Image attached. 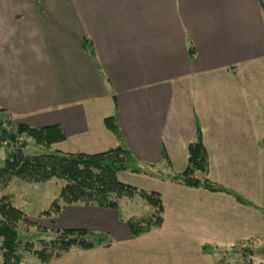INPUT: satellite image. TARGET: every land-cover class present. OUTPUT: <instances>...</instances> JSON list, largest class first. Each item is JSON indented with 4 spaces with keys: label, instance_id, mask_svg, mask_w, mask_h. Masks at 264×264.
Listing matches in <instances>:
<instances>
[{
    "label": "crops",
    "instance_id": "0c3cea01",
    "mask_svg": "<svg viewBox=\"0 0 264 264\" xmlns=\"http://www.w3.org/2000/svg\"><path fill=\"white\" fill-rule=\"evenodd\" d=\"M107 118L136 166H154V176L121 172L118 180L158 193L163 223L131 237L119 200L116 210L65 206L49 218L56 230L109 235L108 248L93 249L109 264H177L160 260L156 240L170 213L169 227L190 237L194 254L264 242L259 212L169 181L185 169L198 129L207 179L264 211V0H0V121L59 126L66 139L51 149L96 154L119 145ZM133 247L150 257L129 259Z\"/></svg>",
    "mask_w": 264,
    "mask_h": 264
},
{
    "label": "trees",
    "instance_id": "16d2710c",
    "mask_svg": "<svg viewBox=\"0 0 264 264\" xmlns=\"http://www.w3.org/2000/svg\"><path fill=\"white\" fill-rule=\"evenodd\" d=\"M81 47L92 57L94 51L87 39L81 40ZM105 127L115 136L119 145L113 149L96 154L63 153L51 149V146L63 142L65 134L59 126L31 128L25 125H13L10 120L0 121V149L5 151V159L0 164V257L1 264H21L22 254L20 235L17 225L27 222L24 213L12 206L6 195L1 192L13 178L23 182L38 184L52 179L62 180L58 197L53 200L47 210L40 215L46 218L57 216L65 206L81 204L95 206L101 209L116 210L118 201L140 197L153 209L146 219H129L126 226L130 236L137 238L153 229H158L163 223V205L161 197L156 192H147L118 180L121 172H130L154 176L153 165L145 169L136 166L135 158L123 144L121 134L114 118L104 120ZM31 140L41 154L26 156V149ZM264 147V141L262 142ZM188 158L185 169L169 178V181L187 188L203 189L211 193H222L232 197L238 204L259 212L264 220V211L241 195L210 182L207 175V152L202 144L201 134L197 129L195 141L188 146ZM168 167L169 160L164 156ZM200 173L203 178H197ZM63 206H61V204ZM52 221V220H51ZM53 222V221H52ZM32 226L34 224H31ZM55 239L41 250H34L31 242L23 245V250L35 257L39 263L48 264L59 259L71 248L86 251L102 245L108 248L105 234L91 233L83 229L56 230ZM49 247V248H48ZM202 253L210 255L211 248L203 246ZM264 256V249L259 251Z\"/></svg>",
    "mask_w": 264,
    "mask_h": 264
},
{
    "label": "rangeland",
    "instance_id": "374dc122",
    "mask_svg": "<svg viewBox=\"0 0 264 264\" xmlns=\"http://www.w3.org/2000/svg\"><path fill=\"white\" fill-rule=\"evenodd\" d=\"M31 142L32 141L29 140V144L26 149H24V155L32 156L41 154L42 150L34 146ZM5 156V151L0 149V164H2ZM126 176L128 175H120V178L124 180L128 178ZM147 181H141L145 187L151 189L158 187L156 186L158 183H148ZM63 185L64 182L58 179H52L44 183L31 184L13 178L8 186L1 192V195H6L10 204L21 210L29 220L28 224L27 222H24L17 225L21 240L19 252L22 254V264H41L30 253L23 250V245L25 243L31 242L34 250H41L42 247L48 246V243L55 239L56 225L49 218L43 217L40 214L47 210L51 202L58 197L59 190ZM155 190L156 189H154V191ZM146 191L149 192L150 190ZM163 193L165 199L168 198L170 205H173L171 204L172 192H170L169 189H165L163 190ZM121 200L122 201L119 203V212L123 219H146L150 217L153 211L146 201L140 197H134L131 203L129 202V199L123 198ZM61 206L63 205L61 204ZM170 217L171 218H169L167 214L166 222L168 225L165 224L164 228H162L158 236H156L157 242H160V244L163 245L164 250L162 256H160V260L162 259L165 262L168 261V263L173 260L177 264L180 259H186L190 264L193 262L194 264H264V256L259 254V251L264 249L263 241L255 247L253 246L243 249L239 246L233 250L215 248L208 245L211 248L210 257L206 256L207 254H201L198 250L195 251L194 254V251L191 250L193 242L190 237L188 236L189 242L187 236L177 235L176 233H173V230L169 227V224L173 221L172 213H170ZM31 224L34 225L32 226ZM262 237L264 238V235ZM110 240L111 238L109 235H106V241L110 243ZM141 240L142 239H140L139 243L145 242ZM195 245L196 247L199 246L196 239L194 242V246ZM97 247L104 248L102 245H99L95 246L93 249ZM93 249L83 251L78 248H71L67 253L62 254L61 257H63V260L60 264H109V257L106 253L99 255L94 253L95 251H93ZM175 249L176 251L174 252ZM127 254L128 258H131L132 260L138 258L145 260L150 257L149 252L145 250L138 251L135 247L132 249L129 248ZM121 257L123 258L124 254H122ZM113 259L115 260L116 258L113 257ZM52 261L48 264H51Z\"/></svg>",
    "mask_w": 264,
    "mask_h": 264
}]
</instances>
